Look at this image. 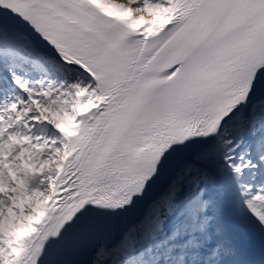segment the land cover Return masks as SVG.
I'll use <instances>...</instances> for the list:
<instances>
[{
    "label": "snow or ice",
    "instance_id": "obj_1",
    "mask_svg": "<svg viewBox=\"0 0 264 264\" xmlns=\"http://www.w3.org/2000/svg\"><path fill=\"white\" fill-rule=\"evenodd\" d=\"M0 264H264V0H0Z\"/></svg>",
    "mask_w": 264,
    "mask_h": 264
}]
</instances>
